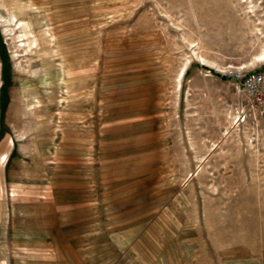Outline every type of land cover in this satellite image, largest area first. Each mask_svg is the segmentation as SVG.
<instances>
[{
	"label": "rangeland",
	"instance_id": "374dc122",
	"mask_svg": "<svg viewBox=\"0 0 264 264\" xmlns=\"http://www.w3.org/2000/svg\"><path fill=\"white\" fill-rule=\"evenodd\" d=\"M263 52L264 0H0V255L264 264Z\"/></svg>",
	"mask_w": 264,
	"mask_h": 264
},
{
	"label": "built area",
	"instance_id": "2783aa9c",
	"mask_svg": "<svg viewBox=\"0 0 264 264\" xmlns=\"http://www.w3.org/2000/svg\"><path fill=\"white\" fill-rule=\"evenodd\" d=\"M227 78L239 81L247 100L254 108L264 103V71H247L244 67L228 65L224 70H216Z\"/></svg>",
	"mask_w": 264,
	"mask_h": 264
},
{
	"label": "crops",
	"instance_id": "0c3cea01",
	"mask_svg": "<svg viewBox=\"0 0 264 264\" xmlns=\"http://www.w3.org/2000/svg\"><path fill=\"white\" fill-rule=\"evenodd\" d=\"M6 145L5 144H1L0 145V155L1 154H4L6 152ZM10 157H11V152H8V160L6 163L4 162H1L0 165H1V168L3 169H7V167H11L13 166L12 162L8 164L7 166V163L8 161H10ZM9 174H10V168H9ZM11 210L9 208L4 207V204L3 202L0 200V250L3 249L4 245L7 243V242H13L14 240V237H13V234L14 233H17L18 231H21V230H16V229H20L18 228V226L14 227L13 225L9 224V220L8 222H6V220L8 218L11 217ZM8 223V224H7ZM18 244H22V243H18ZM0 264H11V259L8 257H2L0 255Z\"/></svg>",
	"mask_w": 264,
	"mask_h": 264
},
{
	"label": "bare ground",
	"instance_id": "6f19581e",
	"mask_svg": "<svg viewBox=\"0 0 264 264\" xmlns=\"http://www.w3.org/2000/svg\"><path fill=\"white\" fill-rule=\"evenodd\" d=\"M201 58H202V56H201ZM200 58V59H201ZM202 61H205L206 59L205 58H202L201 59ZM257 61H264V52L263 53H261L258 57H257ZM205 62H207V60L205 61ZM204 63V62H203ZM184 72V71H183ZM180 77V76H179ZM182 77V76H181ZM180 77V78H181Z\"/></svg>",
	"mask_w": 264,
	"mask_h": 264
}]
</instances>
